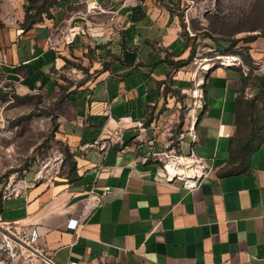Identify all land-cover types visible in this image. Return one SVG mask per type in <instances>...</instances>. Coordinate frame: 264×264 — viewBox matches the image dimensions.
I'll list each match as a JSON object with an SVG mask.
<instances>
[{"label":"crops","instance_id":"1","mask_svg":"<svg viewBox=\"0 0 264 264\" xmlns=\"http://www.w3.org/2000/svg\"><path fill=\"white\" fill-rule=\"evenodd\" d=\"M214 3L60 0L52 18L25 31L27 0H0V72L17 94L56 102L55 140L71 159L67 176L57 170L61 157L46 172L31 164L26 181L2 196L0 218L38 227L41 244L62 264H264V141L233 159L238 118L252 116L247 96L264 108V87L240 65L190 63ZM252 9H260L252 23L264 25L262 3ZM257 28L235 36L234 50L247 47L254 65L246 63L264 68V29ZM65 29L77 31L70 43ZM117 130L106 154L80 151L84 141ZM172 146L212 166L199 186L165 180L154 152ZM93 186L113 193L87 206ZM71 219H80L77 228Z\"/></svg>","mask_w":264,"mask_h":264},{"label":"rangeland","instance_id":"2","mask_svg":"<svg viewBox=\"0 0 264 264\" xmlns=\"http://www.w3.org/2000/svg\"><path fill=\"white\" fill-rule=\"evenodd\" d=\"M214 1V9L204 10L209 14L214 13L209 19L210 24L208 23L207 30L194 41L199 54L190 63H195L201 68L205 64L210 65V62H204V57L215 56L213 54L215 51L225 53L223 50L227 48L218 40H234L235 36L248 35L245 30L256 27L258 32L264 29V25L257 26L252 23L260 20L259 15L251 17L255 10H258V13L260 11L252 8L262 3L261 18L263 19L264 0ZM198 28L201 27L193 22L192 29ZM4 76L5 73L0 72V192L2 196L16 192L15 188L21 186L20 182L26 181L25 173L31 164L37 162L46 172L47 163L61 157L57 170L59 174L67 176L71 160L64 146L55 140L56 102L50 96L36 92L31 93L28 99L16 98L15 86H9ZM192 93L195 94L194 91ZM185 149L186 147H183V151ZM38 168V165L34 164L28 170L27 178L32 179ZM10 216H12L10 213L4 215L5 218ZM0 264H3L1 257Z\"/></svg>","mask_w":264,"mask_h":264},{"label":"built area","instance_id":"3","mask_svg":"<svg viewBox=\"0 0 264 264\" xmlns=\"http://www.w3.org/2000/svg\"><path fill=\"white\" fill-rule=\"evenodd\" d=\"M97 8L96 5L93 7ZM77 31L61 30L67 43L72 41L71 36ZM210 62L212 65H240L245 75L251 73L257 74L264 72L263 66L255 67L246 63L238 54H219L213 57H204V62ZM203 62V63H204ZM203 68H205L203 66ZM208 69V68H205ZM197 94V91H195ZM120 130H117L113 136H104L100 134L93 140L84 141L80 144V151L85 154L94 151L98 154H106L113 146L114 142L119 140ZM194 138V134L192 133ZM154 155L162 163V168L167 182L181 181L188 188L199 186L205 178L212 172V166L207 161L192 151L189 154L183 153L178 147L167 148L162 152H154ZM42 176V171L38 173ZM111 186L102 187L97 190L93 186L87 195V206H98L103 203L107 196L112 195ZM80 219H71L68 226L77 228ZM42 234L38 227L20 223L19 220H3L0 218V257L3 264H62L57 262L51 252L41 244ZM64 264H80L76 260H69Z\"/></svg>","mask_w":264,"mask_h":264},{"label":"trees","instance_id":"4","mask_svg":"<svg viewBox=\"0 0 264 264\" xmlns=\"http://www.w3.org/2000/svg\"><path fill=\"white\" fill-rule=\"evenodd\" d=\"M60 0H27V4L25 5L26 15L24 22L22 23V27L25 31L33 28L35 24L43 21L45 18H52V8L59 2ZM264 33V31L262 32ZM256 35L248 36L246 39L248 41H252L256 39ZM221 45L226 47V50H223L225 53H220L219 51H215L213 54H227L229 52L236 53L245 61L252 63L254 65V58L249 53L247 47H242L241 50H234V47L239 43L240 39L235 40H218ZM191 58L186 61L178 62L179 65L188 64ZM246 77H254L261 81V85L264 87V75L257 73L253 76L246 75ZM1 91V90H0ZM16 98L19 99H28L30 98V94L20 95L14 94ZM262 96V95H260ZM264 97V96H263ZM246 99L248 102L249 111L252 113L251 120H248L244 117L238 118L239 120V135L236 137V143L239 148L236 151H233V159H244L247 158L251 154V152L259 147L261 143L264 141V108H258L255 104L257 99L259 98L257 95L250 96ZM68 157H70V153L67 152ZM233 160V161H234ZM2 206V194L0 192V210Z\"/></svg>","mask_w":264,"mask_h":264},{"label":"bare ground","instance_id":"5","mask_svg":"<svg viewBox=\"0 0 264 264\" xmlns=\"http://www.w3.org/2000/svg\"><path fill=\"white\" fill-rule=\"evenodd\" d=\"M208 61V60H207ZM205 68H209V64H205L204 65Z\"/></svg>","mask_w":264,"mask_h":264}]
</instances>
